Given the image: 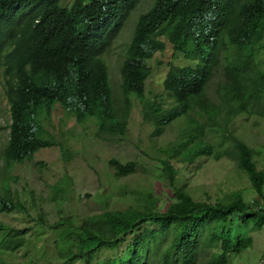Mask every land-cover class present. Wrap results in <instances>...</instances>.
<instances>
[{
    "label": "trees",
    "instance_id": "16d2710c",
    "mask_svg": "<svg viewBox=\"0 0 264 264\" xmlns=\"http://www.w3.org/2000/svg\"><path fill=\"white\" fill-rule=\"evenodd\" d=\"M63 1L0 0V84L11 105L5 171L55 145L39 121L55 104L75 113L79 123L97 119V136L122 139L135 95L144 120L154 125V137L181 119L186 123L179 146L169 149L171 159L193 163L205 155L227 157L264 197V170L256 164L254 149L229 133L241 114L264 117V0H152L133 29L121 66L120 95L103 56L141 0H74L71 7ZM167 43L190 62L169 64L164 88L173 100L170 106L146 94L149 60ZM2 129L0 122V133ZM215 136L220 148L210 142ZM162 164L174 185L177 172L171 161ZM110 165L119 177L137 168L135 161L115 158ZM174 191L164 209L152 199L139 208H107L81 221L68 216L49 231L42 214L34 233L0 220V264H8L5 255L10 253L29 255L34 236L52 239L58 264H93L96 259L101 264H230L232 253L253 243L252 236L235 234L236 221L239 229L264 227V206L240 192L210 203ZM27 212L9 186L0 188V214ZM228 223L233 226L227 228Z\"/></svg>",
    "mask_w": 264,
    "mask_h": 264
},
{
    "label": "rangeland",
    "instance_id": "374dc122",
    "mask_svg": "<svg viewBox=\"0 0 264 264\" xmlns=\"http://www.w3.org/2000/svg\"><path fill=\"white\" fill-rule=\"evenodd\" d=\"M152 0H141L133 11L123 33L104 54L109 66V73L115 92L121 93V66L125 59L133 29L139 15L146 11ZM74 0H64V7H71ZM188 65L190 62L174 51L173 45L167 43L165 51L157 52L149 60L152 74L146 83L148 98L162 101L170 106L173 100L164 88V79L169 64ZM264 67V56L261 58ZM0 79L4 80L0 68ZM216 77L209 88L214 93ZM133 108L129 118L126 137L97 136L99 122L88 117L79 123L75 113L65 109L61 104L52 107L50 115L43 113L39 118L44 128L45 137L55 143L51 147L39 150L33 160L14 164L3 169V152L9 140L11 124L10 102L0 84V188L9 186L13 195H17L26 205V214H0V220L18 228H32L34 233L39 215H43L46 230L62 218L71 216L78 221L89 215L103 212L105 209L139 208L157 200L162 209L174 197L175 188L189 192L196 200L216 203L240 192L252 201L262 197L252 186L251 180L242 171L236 161L227 157L216 159L213 155L197 158L193 163H183L178 158L171 159L173 146L180 144V133L186 128L183 119L166 127L162 136L154 137V125L145 121L140 99L132 96ZM229 133L243 139L255 152V161L259 169L264 170V117L239 115L229 128ZM220 137L215 136L210 142L220 148ZM231 143L230 138L227 144ZM220 150V149H218ZM122 163L135 161L136 172L119 177L110 165L111 159ZM171 161L176 170L174 185L170 184L168 172L163 170L162 162ZM63 187L59 193L58 189ZM234 225L235 234L252 236L253 243L239 254L230 255V264H263L264 227L257 230L239 229ZM231 223L227 224L229 228ZM25 251L5 255L8 264H58L52 239L49 237L32 238ZM96 259L93 264H101Z\"/></svg>",
    "mask_w": 264,
    "mask_h": 264
},
{
    "label": "built area",
    "instance_id": "2783aa9c",
    "mask_svg": "<svg viewBox=\"0 0 264 264\" xmlns=\"http://www.w3.org/2000/svg\"><path fill=\"white\" fill-rule=\"evenodd\" d=\"M261 263H263V264H264V259H262Z\"/></svg>",
    "mask_w": 264,
    "mask_h": 264
}]
</instances>
